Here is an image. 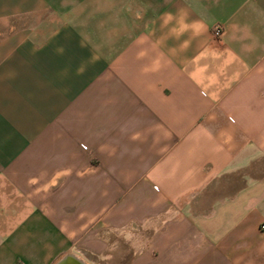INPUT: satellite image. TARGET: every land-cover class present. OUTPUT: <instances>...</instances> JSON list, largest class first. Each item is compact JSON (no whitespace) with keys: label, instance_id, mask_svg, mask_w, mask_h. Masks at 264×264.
Instances as JSON below:
<instances>
[{"label":"crops","instance_id":"obj_1","mask_svg":"<svg viewBox=\"0 0 264 264\" xmlns=\"http://www.w3.org/2000/svg\"><path fill=\"white\" fill-rule=\"evenodd\" d=\"M262 225L264 0H0V264H264Z\"/></svg>","mask_w":264,"mask_h":264},{"label":"clouds","instance_id":"obj_2","mask_svg":"<svg viewBox=\"0 0 264 264\" xmlns=\"http://www.w3.org/2000/svg\"><path fill=\"white\" fill-rule=\"evenodd\" d=\"M188 16V12L183 8L178 9L175 14L171 11L164 13L161 17L160 27L168 28V37H161L157 40V44H162L166 38L180 40V38L186 33H191L189 39L183 40L179 44V48L181 50H186L190 46L191 40L200 36L206 29V26L202 21L198 19L190 21ZM169 25L172 26L169 27ZM93 59H99V57L96 56ZM160 66V60L156 59L152 62L151 66H146L143 70L145 72L157 71L159 70ZM84 71L85 68L83 66L78 69V73L80 74H82Z\"/></svg>","mask_w":264,"mask_h":264},{"label":"built area","instance_id":"obj_3","mask_svg":"<svg viewBox=\"0 0 264 264\" xmlns=\"http://www.w3.org/2000/svg\"><path fill=\"white\" fill-rule=\"evenodd\" d=\"M212 33H213V35H214L216 38L220 37V36H221V33H222V29H221V27H220V26H215V27L213 28ZM261 227L264 228V225H262ZM132 228H133V229H136L137 226H132Z\"/></svg>","mask_w":264,"mask_h":264}]
</instances>
